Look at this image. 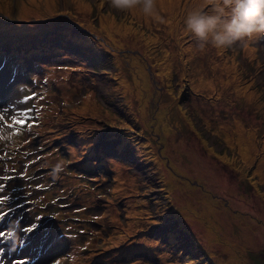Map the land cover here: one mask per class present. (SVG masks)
I'll use <instances>...</instances> for the list:
<instances>
[{
    "label": "rangeland",
    "instance_id": "374dc122",
    "mask_svg": "<svg viewBox=\"0 0 264 264\" xmlns=\"http://www.w3.org/2000/svg\"><path fill=\"white\" fill-rule=\"evenodd\" d=\"M42 1L0 0V15L16 27L0 35V77L31 73L50 89L38 122L35 89L16 81L34 127L0 128H18L11 148L0 142V246L29 235L28 261L7 264H70L66 252L77 264H264V40L198 50L182 23L198 0H156L170 21L118 12L107 0ZM162 108L171 133L156 122ZM239 127L252 134L251 160ZM58 161L63 170L53 178ZM82 165L91 171L80 177L72 166ZM66 195L74 200L63 207ZM190 195L195 205L200 197L212 204L203 214L212 229L194 220ZM84 220L96 226L77 233Z\"/></svg>",
    "mask_w": 264,
    "mask_h": 264
},
{
    "label": "clouds",
    "instance_id": "9594fccd",
    "mask_svg": "<svg viewBox=\"0 0 264 264\" xmlns=\"http://www.w3.org/2000/svg\"><path fill=\"white\" fill-rule=\"evenodd\" d=\"M107 3L118 12L138 10L145 18L160 19L156 0H107ZM182 23L195 48L203 51L211 47L223 52L238 43L246 44L264 37V0H203L186 12ZM4 141L11 148L13 135L0 130V142ZM62 170L63 161L52 165L53 178ZM69 261L77 264L76 255L70 253Z\"/></svg>",
    "mask_w": 264,
    "mask_h": 264
},
{
    "label": "bare ground",
    "instance_id": "6f19581e",
    "mask_svg": "<svg viewBox=\"0 0 264 264\" xmlns=\"http://www.w3.org/2000/svg\"><path fill=\"white\" fill-rule=\"evenodd\" d=\"M31 1L32 0H27L28 3H31ZM90 1H93V0H90ZM51 2H52V0H43L42 4L48 5ZM202 2H203V0H198V4H200ZM38 9H45V10H48V14L51 13V10L48 7L43 6V7L38 8ZM26 13L29 14L30 12H26ZM158 15H159V17L164 18L165 21L166 20L170 21L173 19V17L171 15L167 14L165 11H161V13H158ZM27 17H31V16L28 15ZM159 74L161 76H168V74H169L168 64H165L164 67L159 68ZM145 98H147V96ZM156 122L160 123L164 132L171 133L172 127H171L170 123L165 118V113H164L163 108L157 114ZM238 130H239V142H240L241 152H243V154H245V155H249V156H244V159L245 160H249V159L251 160L253 155H254V152H255V149H254L253 153L251 154V144H253V142L251 140L252 134L247 133L246 135H244L241 127H239ZM148 148L150 149L151 152H153V149L150 145H148ZM262 158H264V153L262 155ZM172 166H173V164H172ZM162 172H163V170L158 169L159 174ZM164 175H165V180L168 181V184H170L172 186L178 185L180 187V185L178 184V181L174 177H172V175H169L165 172H164ZM180 188L182 189V187H180ZM185 189L188 190L189 188L187 186H185ZM200 199L202 201H196V202H199V204L195 205V202H193L194 198L192 197V195H190V198L187 199V204L190 206V210L192 211V216H193L194 220L195 221H199L200 219L205 220V222L208 224V227L210 229H212V220H209L208 216L203 215V214L209 213V211H212V204L205 201V198H203V197H200Z\"/></svg>",
    "mask_w": 264,
    "mask_h": 264
},
{
    "label": "snow or ice",
    "instance_id": "6c2138e0",
    "mask_svg": "<svg viewBox=\"0 0 264 264\" xmlns=\"http://www.w3.org/2000/svg\"><path fill=\"white\" fill-rule=\"evenodd\" d=\"M2 68H3V64L0 63V70H2ZM5 114H7V109H0V121H3L5 119ZM21 115H23V113H21ZM17 123L23 125L25 122L23 120L13 118L12 123L8 124L7 126L12 127V124H17ZM28 127H31V125H28ZM2 187H3V185H0V188H2ZM35 227H36V225L34 224L31 227L23 229V231L25 233H31ZM4 235L5 234L3 232H0V237H3ZM9 235H11V234L9 233ZM21 243H23V241H21Z\"/></svg>",
    "mask_w": 264,
    "mask_h": 264
},
{
    "label": "trees",
    "instance_id": "16d2710c",
    "mask_svg": "<svg viewBox=\"0 0 264 264\" xmlns=\"http://www.w3.org/2000/svg\"><path fill=\"white\" fill-rule=\"evenodd\" d=\"M92 179H93V177H90L89 182L93 183ZM67 205L68 204L65 203L64 207L67 206ZM93 225L96 226L95 222L84 221L83 224H80L79 227L93 228ZM82 232H83V229H79L78 230V233H82ZM103 234H104V231H103ZM89 237H93V235H90ZM84 242H86V241L84 240Z\"/></svg>",
    "mask_w": 264,
    "mask_h": 264
}]
</instances>
